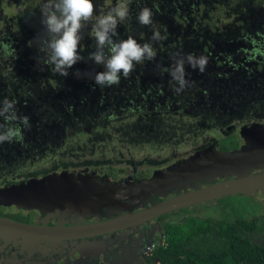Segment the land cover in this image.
<instances>
[{
  "label": "trees",
  "instance_id": "1",
  "mask_svg": "<svg viewBox=\"0 0 264 264\" xmlns=\"http://www.w3.org/2000/svg\"><path fill=\"white\" fill-rule=\"evenodd\" d=\"M118 2L93 1L94 15L103 14ZM128 6L130 19L118 25L116 38L132 36L141 44L150 42L152 26L141 25L136 19L140 10L148 7L162 39L152 41L157 53L154 60L137 64L128 78L121 76L118 85L103 88L92 79L103 67L87 60L95 50L88 35L91 25L81 41L85 61L77 62L68 70L69 75L62 77L38 62L44 55L39 51V39L45 34L40 7H29L35 13L21 27L15 21L6 29L0 17V95L5 96L1 100L14 99L18 115L29 117L31 124L30 129H23L19 142L0 144V170L10 166L24 172L17 164L27 166L30 164L24 160L30 155L47 156L69 148L74 136L82 142L79 148L94 150L105 140L113 141L126 124L147 121L153 108L160 109L174 99L168 95H177L174 108L182 102L196 109L183 117L197 119L198 124L206 123L203 113L238 121L241 114L234 108L241 105L247 106L253 117L263 114L248 95H264V81H260L264 78V0H130ZM177 53L208 57L203 73L185 65V78L191 83L179 94L170 75ZM77 70L79 76L75 75ZM159 95L167 97L161 100ZM134 109L139 112L133 114ZM160 113L155 111L154 115ZM143 127L147 132L152 130L148 124H139V132H145ZM240 144L236 132L221 141L220 149L229 151ZM1 172V183L10 184L9 174ZM249 203H255L251 195L231 194L217 200L218 206L206 209L210 213L204 216L193 206L159 217L163 220L164 244L154 245L140 264H264V245L258 242L264 236V217H249L258 209H250ZM9 212L10 218L21 223H31L34 214L0 207V216Z\"/></svg>",
  "mask_w": 264,
  "mask_h": 264
},
{
  "label": "water",
  "instance_id": "2",
  "mask_svg": "<svg viewBox=\"0 0 264 264\" xmlns=\"http://www.w3.org/2000/svg\"><path fill=\"white\" fill-rule=\"evenodd\" d=\"M238 134L241 140L238 148L223 151L217 145H208L152 171L143 179L127 177L112 181L84 171H61L17 184H2L0 206L35 210L44 215L34 224L0 216L2 246L23 237L84 239L72 250L77 248L87 255H96L108 247L112 232L133 231L160 215L227 195L264 191V124L255 122L241 126ZM217 178L221 181L209 184ZM154 198L163 200L153 201ZM146 203L149 205L145 206ZM137 207L140 209L134 211ZM71 215L82 219L104 216L105 219L73 226H46L49 219ZM101 236L104 239H100ZM14 243L10 245L12 250L16 248ZM28 253L33 261L41 256Z\"/></svg>",
  "mask_w": 264,
  "mask_h": 264
},
{
  "label": "clouds",
  "instance_id": "3",
  "mask_svg": "<svg viewBox=\"0 0 264 264\" xmlns=\"http://www.w3.org/2000/svg\"><path fill=\"white\" fill-rule=\"evenodd\" d=\"M129 2L130 0H120L114 7H111L103 14L94 15L96 6L93 0H45L40 7L41 23L45 28V34L39 39V51L44 55L38 57V62L47 65L53 74L67 77L69 69L73 68L77 62L85 61V57L81 55V41L84 39L86 28L91 25V31L88 35L94 40L95 50L88 54L87 60L103 67V71L95 72L92 79L95 85L102 88L118 85L121 76L128 78L135 70L137 64H143L145 60L152 61L155 59L157 53L152 45V41L162 39L158 28L153 23V12L148 7H143L137 14L136 19L141 25L152 26L153 36L150 42L141 44L132 36H128L127 39L116 38L118 37V25L130 19ZM173 60L174 64L170 69V75L172 77L171 83L177 94L190 86L191 83L185 78V65L203 73L208 64L207 56H197L191 53L187 55L177 53L173 57ZM75 75H80L78 70ZM0 118L3 119V122H0V144L4 142H19L23 139V129L31 128L29 117L18 115L14 99L4 98L0 101ZM197 205L199 204L194 206ZM161 216L163 215L155 219L158 220ZM155 219L152 221H155ZM151 222L143 223L137 228L150 225ZM159 222L161 223L163 220ZM147 228L149 227L147 226ZM136 230L130 231L135 233ZM158 230L160 231L161 239L152 240L151 242V239L148 240V243L143 248V250L147 249L142 254L143 258L151 253L154 245L160 246L164 244L165 238L161 233V224ZM152 234V236H155L154 231ZM111 245L109 244L105 248L106 252L104 251L96 255L98 257L105 255ZM117 255L118 252L114 258H110L115 262L109 261L110 263L108 264H118ZM155 262L159 263L157 259Z\"/></svg>",
  "mask_w": 264,
  "mask_h": 264
},
{
  "label": "rangeland",
  "instance_id": "4",
  "mask_svg": "<svg viewBox=\"0 0 264 264\" xmlns=\"http://www.w3.org/2000/svg\"><path fill=\"white\" fill-rule=\"evenodd\" d=\"M16 6L18 5H15L14 0H0V17L3 19L5 25L8 26V28H11L13 23H15V20L11 19V12L14 10H16V12L22 10L21 8L16 9ZM7 7H9L10 12L8 16ZM4 16H7L8 18H4ZM13 32H16V30H13ZM260 81H264V78ZM2 96L5 97L4 95H0V101H2ZM168 96L170 98L174 97V99L168 100L166 105H162L160 109L157 107L152 109L158 113L161 112L160 115H154V111L152 116L148 118L147 121L140 120V122L137 119L138 121L126 124L123 131L116 137L112 138L113 141L105 140L94 150L89 149V147L82 149L79 148L82 145L81 140L78 139L79 137L74 136L72 137L71 141L72 145L69 146V148H63L62 150L55 151L53 154H49L47 156L41 155L33 157L30 155V157L24 160L27 164H30L24 166V172L17 171L15 167L10 166L3 168V170H0V182L3 179V174L1 171H5L7 174H9V176L6 177L10 180L21 182L25 181L29 177H35L31 176V173L36 175L39 174L41 176L42 171L44 174H48L52 171L58 172L62 170L61 168L65 169L66 167H68L67 170L72 172H75L77 169L87 168L89 171H93L97 175L104 176L112 181L125 179L126 177L141 179L145 177L146 174H150L153 170L161 169L172 161L185 158L190 154L195 153L197 150H201L205 146L213 143L215 139L213 136L220 134V132H207L205 131V128L210 125L216 126L218 130L220 124L223 123L221 118L217 119L210 113H203L204 117L206 118V123L203 124V126L196 123L197 119L188 121L183 116H187L191 112L188 111L190 109L189 105L179 102L178 106L174 108L177 95ZM181 96L182 95L179 97ZM254 96L255 95H248V97L253 98L252 100L255 101L256 105H259L258 107H260V110L264 115V95L262 97ZM163 97L164 95H159V99L163 100ZM250 103H252V101ZM136 110L137 109H134L132 113H136ZM240 110L241 109H237L236 107L234 108L236 114H241L240 119L237 121L239 126L244 124V122L251 121L253 118L252 112L247 111V106H243L242 111ZM137 111L139 112V110ZM132 113L130 112L128 115L131 116ZM225 120L227 123L229 122L228 118ZM235 123L236 122H232L231 125H223L222 135L233 132L236 128ZM139 124H148L150 126L149 130H152L147 132V128L143 127L144 130L146 129L145 132H139L137 128ZM213 129L215 130V128ZM111 167L112 171L110 172L109 169ZM120 170L123 173L116 175ZM149 170H151V172H147ZM21 173L26 174H22L24 176L23 177L20 176ZM215 206V202L210 203L203 208L200 205L201 208L199 209V206H197L198 209H195V211L204 216L210 213L207 212L206 209ZM217 212L218 211H216L215 214L218 216ZM172 218L173 217H170V220ZM164 220H168V218H165ZM160 224V222L156 224L154 221L150 223L153 231L155 232V236H152L150 242L152 240L161 239L159 234L160 231L158 230ZM147 226H143L139 230L142 237L145 236L146 230H149ZM132 234L134 235L133 232ZM133 237L134 236H132L131 239ZM263 238L264 236L258 240V242L262 245H264ZM147 243L148 241H145V245ZM121 250H126L125 246H121ZM146 250L144 249L142 254ZM114 251L118 252V249ZM97 257H94L95 259L90 258L84 264H108V262L103 263V261L97 259ZM133 261L134 260L132 259L127 261V263L134 264Z\"/></svg>",
  "mask_w": 264,
  "mask_h": 264
},
{
  "label": "flooded vegetation",
  "instance_id": "5",
  "mask_svg": "<svg viewBox=\"0 0 264 264\" xmlns=\"http://www.w3.org/2000/svg\"><path fill=\"white\" fill-rule=\"evenodd\" d=\"M95 1V0H93ZM45 2V0H14L16 9L17 8H21L22 10L19 12H16V10H14L13 12H11L12 16L11 19H14L19 27L22 26V24L24 23L25 20H27L29 18V16L33 15L35 13V11L30 10L31 8L29 7H41V5ZM8 8V12H7V16L8 14H10L9 12V7ZM29 11V13H27ZM7 16H4V18H8ZM23 20V21H22ZM22 21V22H21ZM13 26V25H12ZM8 27H6L7 29ZM11 29V28H8ZM167 95H164V99H166ZM169 97V96H168ZM181 97H185V96H181ZM187 101V100H186ZM188 103V102H187ZM195 102H191V104H194ZM242 106L241 105L239 108L241 109L240 111H242ZM192 109V110H190ZM188 111L192 112L197 111L194 108H190ZM199 111H202L201 109ZM190 112V113H191ZM261 112V110H260ZM189 113V114H190ZM262 113V112H261ZM216 118L220 119L223 121L222 124H220L219 129L217 130L216 126H210L208 125L207 128H205V131L207 132H211V131H218L220 132V134L218 135H214L213 138L214 141L213 143L209 144V145H214V146H219L220 148V143L223 139L235 134L237 132V135L239 136V128L241 126L244 125H248L251 123H261L264 124V115H258L255 116L251 119V121H247L244 122V124L239 126V123H237V121H232L229 120V122L227 123L226 120H223L220 114H216ZM204 118V117H203ZM232 122H236L235 124V129L233 132L228 133L226 135H222V129H223V125H231ZM247 123V124H245ZM205 124V123H203ZM203 124H201V126H203ZM197 126V125H196ZM215 128V130L213 129ZM240 139V138H239ZM241 141V140H240ZM208 146V145H207ZM206 147V146H205ZM203 149V148H202ZM221 150V149H220ZM199 151V150H197ZM196 151V152H197ZM23 163L17 164V167L23 168L24 166L22 165ZM20 165V166H18ZM68 167H66L65 169L61 168L62 170L58 171H68V172H72L67 170ZM264 170V168H263ZM86 172L88 174H93L97 177H104V176H99L96 173H94L93 171H89L87 168L84 169H77L75 172ZM53 172V171H52ZM50 172V173H52ZM56 172V173H58ZM33 174V173H32ZM31 174V175H32ZM23 176V175H20ZM24 177V176H23ZM29 178H39V177H29ZM221 178H217L214 181L212 180L211 182H209V184L215 183V182H220ZM22 182V181H21ZM19 182L16 181H12L10 184H17ZM0 184H4L1 183ZM7 184V185H10ZM195 185H198V183H195ZM244 194H249L251 195V200H254L255 203H249V207L250 209H253L254 207L258 208L256 211H251L249 217H259V218H263L264 217V191L261 190H254V191H250ZM167 198V197H165ZM160 201L163 200V198H154L153 201ZM219 200V199H218ZM216 203V206H218L217 204V200L212 201V202H204L202 204H199L197 206L200 205H208L210 203ZM149 203H146L145 206H147ZM2 207V206H0ZM2 208H6V207H2ZM14 207H7V210H12V211H17L19 209H16ZM138 209H140V207H137L136 209H134V211H137ZM23 211V210H21ZM28 212H32V211H28ZM34 214L32 216L31 219V223H25V224H34L36 222H40L42 218H44V215L39 214L35 211H33ZM261 213V215L259 216H255L253 215L254 213ZM7 214V213H6ZM10 212L7 214V216L5 217H9ZM10 218V217H9ZM12 219V218H11ZM105 217L101 216V217H93L90 219H85V218H77L75 215H71V216H65L61 219H49V221L46 222V226H73L79 223H86V222H92V221H101L104 220ZM156 224L159 222V220L155 219ZM24 223V222H23ZM149 230H146L145 232V236L142 237L141 233H140V228H135L137 229L136 232L134 233V235L132 234L131 231L129 230H122V231H115L112 232L111 234H109V238H111V242L110 245L112 246V248L110 249L111 246H109L107 253L105 255L99 256L97 257V255L93 254V255H87L86 253L81 252L80 250H78L77 248L72 250L73 246H75V244H79L82 243L84 239H49V238H28L26 239L25 237L16 240V243H14V241H12V243L16 244V248H14V250H12L13 246L11 242H9V244L5 243L6 247H3V243L4 241L0 239V264H80V263H85L87 262V260H89L90 258L95 259L94 257H97V259L103 261V263L105 262H115L112 261V259L110 258H114L116 256V253L114 250L118 249V255L116 257L117 261L119 264H128L127 261L129 260H134L133 263L134 264H140L141 260L143 259L142 257V250L145 246V241H148L149 239L152 238V233H153V228L150 226ZM159 228V227H158ZM134 236L132 239L131 237ZM100 239H104V236H101ZM264 240V238H263ZM134 242V243H133ZM115 245V246H114ZM121 246H125L126 250H121ZM41 250H43L42 252H40ZM72 250V251H71ZM98 251V250H96ZM34 253L36 255H41L38 257H35L33 261L30 257L31 255H29V253ZM106 252V251H105ZM110 261V262H109ZM132 264V263H131Z\"/></svg>",
  "mask_w": 264,
  "mask_h": 264
}]
</instances>
